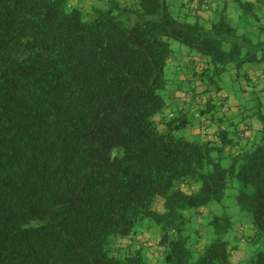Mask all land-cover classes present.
Masks as SVG:
<instances>
[{
  "label": "trees",
  "instance_id": "16d2710c",
  "mask_svg": "<svg viewBox=\"0 0 264 264\" xmlns=\"http://www.w3.org/2000/svg\"><path fill=\"white\" fill-rule=\"evenodd\" d=\"M100 2L85 19L68 0H0V264H148L141 246L120 245L146 222L164 264H236L220 239L229 217L214 216L217 237L195 251L184 212L222 200L236 179L251 238L264 240V103L246 116L261 120L258 141L234 122L235 137L190 140L177 134L192 126L186 111L165 112V68L177 41L221 90L230 64L264 62V22L241 32L224 6L204 20L167 0ZM227 145L237 151L223 165ZM249 262L264 264V248Z\"/></svg>",
  "mask_w": 264,
  "mask_h": 264
},
{
  "label": "rangeland",
  "instance_id": "374dc122",
  "mask_svg": "<svg viewBox=\"0 0 264 264\" xmlns=\"http://www.w3.org/2000/svg\"><path fill=\"white\" fill-rule=\"evenodd\" d=\"M77 1H79L78 7L81 9L85 19L93 18L95 14L94 8L101 6L100 0ZM222 1L224 2V0ZM169 8L171 11H177L178 4H169ZM226 10L231 23L238 27L241 32L245 30L251 31L253 29L255 23H253V20H248L241 16L240 6L236 2H229ZM262 36L264 37V34ZM223 48L227 49L228 46L224 45ZM171 49L173 52L170 59L178 61H174L173 65L170 63L171 60L169 59L165 68L167 86L163 93L166 95L167 101L168 92L170 90L187 91L198 83L200 88H204L211 94L210 100L216 105L213 112L196 118L193 115L194 111L190 110L189 103L182 104L186 107L184 111H186L187 118L191 120L192 126L179 130L177 134L185 136L190 140L197 139L199 138V134H193L190 130L192 128H200L202 125V129L205 128L208 130L215 139L219 130H227L230 137H235L234 133H231L234 128L231 122H234L237 127L242 128L244 123L249 124L250 121L254 120L256 124L251 125L245 133L249 140L258 141L260 137L259 130L262 126L261 120H259L257 116L253 118H246V116L251 115V112L255 111V105L258 99L264 103V94L262 92L257 93V85L250 76L249 79L243 76L245 72L247 73L250 65L245 64L241 68H236L234 64H230L217 81L221 90L216 91L215 84L210 86L207 82L200 81L198 75L193 74L195 71L199 70V65H191L189 63L185 66V64H182V61H180L182 57H186L189 60L191 58H198L199 55L195 51L190 50L177 41H171ZM261 64L264 66V62ZM237 71L240 75H236ZM222 95L225 96V98H221L220 96ZM178 111V109H174L173 113L176 114ZM236 151L237 146L231 147L227 145L225 147V154L227 156L223 159L222 164L227 165L230 161V156ZM239 186L240 183L236 179H233L225 190V195L222 200L211 201L199 209L190 208L185 210L184 213L190 217L187 232L190 235V242L193 250L202 249L205 244L217 237L213 231L212 225L209 224V221L214 216H228L230 219L231 226L228 232L220 236V239L228 243L231 249L230 257L234 263L250 264L249 258L255 252L264 248V240L256 241L251 238L253 235L251 213L241 210L236 202ZM156 232V225L152 222H146L144 227L134 236L132 239L133 241L122 240L120 241V245L141 246L146 253L148 264H164L161 261V252L156 249ZM197 245H199V248H197Z\"/></svg>",
  "mask_w": 264,
  "mask_h": 264
},
{
  "label": "crops",
  "instance_id": "0c3cea01",
  "mask_svg": "<svg viewBox=\"0 0 264 264\" xmlns=\"http://www.w3.org/2000/svg\"><path fill=\"white\" fill-rule=\"evenodd\" d=\"M246 1H249L254 4L253 10L252 12H243V10L240 8L241 9L240 14L242 17L247 18L248 20L250 19L253 20V23H255L253 28H255L257 27L256 26L257 24H261L264 22V5L262 3V0H246ZM68 2L69 4L73 6H78L79 4V1L77 0H68ZM167 2H169L170 5H172V3H177L178 5L180 3L184 4L187 7V10L190 14L197 13L204 20H209L213 17V10L217 8H221L223 6L226 9L229 2H236L238 4L236 0H224V2L222 0H210L209 7L207 9H204L201 6V0H167ZM253 12L256 13L260 17L259 22L255 21L256 18H254ZM226 13H227V10H226ZM170 60H171L170 63L173 65H174L173 63L174 61H178L175 59H170ZM201 60L204 61L205 59L203 58ZM180 61H182V64H185V66L188 65L189 63L191 65H194V63H197L198 61H200V57L196 59L191 58L190 60L187 59L186 57H182ZM248 72H249V76L251 77V79L254 80L255 84L257 85L256 90L258 91V93L262 92L264 94V66L261 65L255 68H251L248 70ZM193 87L189 88V90L187 91L170 90L168 92V107L165 110L166 114L173 113L174 109L185 110L186 107L182 104L187 103V102L190 105V110H193L194 112H196L197 109L202 104L210 100L211 94L207 92V90H205L204 88H200L198 83L193 85ZM220 97L225 98V96L223 95ZM180 104H181V107H180ZM254 124H256L254 120L250 121L249 124L247 123L246 131L250 128L251 125H254ZM190 131L193 134L198 133L199 136L203 137L204 139H214V136H211L212 134H210L208 130H206L205 128L202 129V125L200 128H192ZM245 136H247L246 133H245ZM197 248H199V245H197Z\"/></svg>",
  "mask_w": 264,
  "mask_h": 264
},
{
  "label": "built area",
  "instance_id": "2783aa9c",
  "mask_svg": "<svg viewBox=\"0 0 264 264\" xmlns=\"http://www.w3.org/2000/svg\"><path fill=\"white\" fill-rule=\"evenodd\" d=\"M210 0H201V6L204 9H207L209 7Z\"/></svg>",
  "mask_w": 264,
  "mask_h": 264
}]
</instances>
